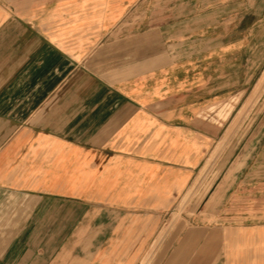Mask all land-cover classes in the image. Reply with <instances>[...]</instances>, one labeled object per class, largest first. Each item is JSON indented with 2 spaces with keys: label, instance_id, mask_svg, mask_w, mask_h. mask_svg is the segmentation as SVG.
<instances>
[{
  "label": "crops",
  "instance_id": "obj_1",
  "mask_svg": "<svg viewBox=\"0 0 264 264\" xmlns=\"http://www.w3.org/2000/svg\"><path fill=\"white\" fill-rule=\"evenodd\" d=\"M139 1L0 0V264H137L223 138L202 114L264 73V0L126 34ZM167 264H264V221L203 216Z\"/></svg>",
  "mask_w": 264,
  "mask_h": 264
},
{
  "label": "rangeland",
  "instance_id": "obj_2",
  "mask_svg": "<svg viewBox=\"0 0 264 264\" xmlns=\"http://www.w3.org/2000/svg\"><path fill=\"white\" fill-rule=\"evenodd\" d=\"M176 4V0H140L125 20L127 24L124 26L123 32L126 34L130 30L141 32L147 28L162 25L164 23L161 20L162 13L175 16L178 14ZM134 17H137L136 24H132L131 21ZM137 24L138 26H136ZM252 88H254L253 85L244 98L241 100L239 98L231 99L232 102L223 108L225 111L230 106H232V110L234 108L233 112L230 111L232 114L227 121H222L218 115L216 116V110L210 111V108L217 104L207 108L202 114V118L209 119L212 123L221 124L222 133L219 140L223 138L217 146L214 145L212 151L207 155L197 179L192 183L191 187L197 181L199 182L196 185V190L195 187H190L180 205L175 207V212L164 216L162 224L155 232L153 241L160 231L165 229L166 234L161 243L159 242L154 248L151 264H167L169 256L182 238L184 231L197 226L203 216H207V219L211 221L218 219L236 221L251 216H256L257 220L264 221V93L257 102L244 107L251 95ZM216 150L217 154L209 167L203 171V174L206 172V175L202 176L204 180L201 181L199 178L201 172ZM230 153L231 155L217 179L223 163ZM249 153L251 155L249 166L245 169L242 166L233 176L229 177L235 164L243 157L247 158ZM238 172L240 177L237 186H232L235 174ZM244 178L246 179L245 185L241 189L244 192L235 196V189L241 184V181L245 180ZM231 186L232 190L228 193ZM222 187L226 189L222 193L219 203L212 210L207 209L210 198L217 194ZM152 243L146 247L137 264L148 253ZM73 248L76 249L75 246Z\"/></svg>",
  "mask_w": 264,
  "mask_h": 264
},
{
  "label": "bare ground",
  "instance_id": "obj_3",
  "mask_svg": "<svg viewBox=\"0 0 264 264\" xmlns=\"http://www.w3.org/2000/svg\"><path fill=\"white\" fill-rule=\"evenodd\" d=\"M262 93H264V73H262V75L259 78L257 84L254 86V88H253V90L251 92V95L248 98V101H247V103L245 104L244 107H247L248 105L257 102L258 99L260 98V96L262 95ZM231 110H232V106H230L227 111H225L223 109V110H221L218 113V116L222 119V121H226V119H227V117H228V115H229ZM216 154H217V150L214 151L213 155L208 159L205 167L203 168V171L206 170V168L209 167V165L212 162V159H214ZM203 171H202L201 178H202V176H205V174H206V172H205V174H203ZM165 234H166L165 229L163 231H160V233L158 234V236L156 237V239L152 243L150 250L148 251V253L144 257H142V259L140 260L139 264H151L150 261H151V256L153 254V250L156 247V245H158L159 242L161 243V240L164 238Z\"/></svg>",
  "mask_w": 264,
  "mask_h": 264
}]
</instances>
